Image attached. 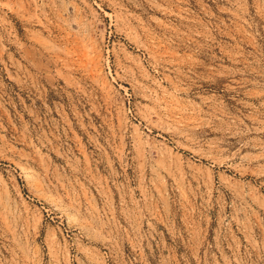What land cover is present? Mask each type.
<instances>
[{
	"label": "rangeland",
	"instance_id": "obj_1",
	"mask_svg": "<svg viewBox=\"0 0 264 264\" xmlns=\"http://www.w3.org/2000/svg\"><path fill=\"white\" fill-rule=\"evenodd\" d=\"M0 264H264V0H0Z\"/></svg>",
	"mask_w": 264,
	"mask_h": 264
}]
</instances>
